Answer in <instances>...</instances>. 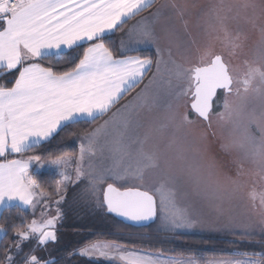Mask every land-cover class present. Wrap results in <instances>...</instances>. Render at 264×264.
<instances>
[{"label":"snow or ice","instance_id":"obj_1","mask_svg":"<svg viewBox=\"0 0 264 264\" xmlns=\"http://www.w3.org/2000/svg\"><path fill=\"white\" fill-rule=\"evenodd\" d=\"M117 31L119 48L107 42ZM142 45L155 48V62L129 54ZM97 120L77 154L48 162L61 179L45 190L33 169L45 167L41 157L24 154ZM69 185L133 222L159 215L175 231L211 212L236 243L256 229L264 236V0H0V207L19 202L33 214L12 226L0 264H49L39 252L58 240ZM72 254L166 264L107 242ZM231 255L239 258L209 264H264V250Z\"/></svg>","mask_w":264,"mask_h":264},{"label":"trees","instance_id":"obj_2","mask_svg":"<svg viewBox=\"0 0 264 264\" xmlns=\"http://www.w3.org/2000/svg\"><path fill=\"white\" fill-rule=\"evenodd\" d=\"M120 32L109 36L108 43L116 48L117 37ZM78 51V50H77ZM75 52H69L65 60L70 59ZM102 120H97L95 124L77 123L64 128L57 136L50 141L33 148L25 156L39 155L42 159H54L64 155H74L75 149L71 148V140L76 134H83L90 131ZM36 179L42 184L45 190L50 191L52 186L60 180V176L53 172H36ZM33 218L31 211H23L17 207L7 208L0 217V225L7 229V234L3 233L0 239V247L11 245L15 240V229L13 225H19L22 220L30 221ZM69 234L65 238L63 233L59 235L58 245L50 244L46 247L49 252L43 255L48 259L49 264H108L104 261H93L72 253L83 247L85 244L94 242H108L120 246L141 250L162 252L171 256H183L187 258H197L202 261H222L237 259L231 255L234 250L260 252L264 250V241L249 239L247 243H236L241 239L207 237L202 235L179 234L170 236L153 230V225L144 228H137L125 225L119 220L104 212L83 224L76 227L67 228ZM59 233V234H60ZM29 247L26 246V249ZM50 255L51 257H48Z\"/></svg>","mask_w":264,"mask_h":264},{"label":"rangeland","instance_id":"obj_3","mask_svg":"<svg viewBox=\"0 0 264 264\" xmlns=\"http://www.w3.org/2000/svg\"><path fill=\"white\" fill-rule=\"evenodd\" d=\"M188 2L205 4V3H208L209 0H188ZM148 46L150 50H154V51L148 52L146 55L151 57L153 61L155 62L157 59L155 48L151 45H148ZM155 72H156V69L155 67H153L152 71L149 72V75L146 76L145 83H147V81L152 78ZM157 86L161 88L160 89L161 91H163L167 87V84L165 82V74H164L163 67L161 68L160 79L158 80ZM83 134H76L75 136H73L71 140V148L75 149V152L77 153L79 149V139L78 138L82 136ZM50 160L52 159L45 160L41 158V161L45 162L43 163L45 165L44 167L45 170H36V169L34 170L36 172H52L50 171V169H53L56 171V173H58V171L54 167L48 166V162ZM65 195H66V200L64 204L62 205L64 217H63L61 224L58 226V230H57L58 240L55 243H50L51 245L56 244L55 246H57L58 242L60 241L59 235H61V233H63L62 237L64 238L68 236L69 232L65 231L67 228L76 227L78 226V224H83V222L87 221L88 219L97 217L104 212V209L100 208L98 205L93 204L91 200H84V199L78 198L77 192L73 191L72 185H69ZM236 212L239 213L240 209H237ZM36 215L39 216V206H37ZM235 219L241 220L243 219V217L239 215H235ZM203 221H204L203 223L197 224L195 227L190 228V229H179L175 231H170L165 227L163 220L158 215L157 222L153 224V230H156V232H160V233L167 234L170 236L186 234V235H202V236H207V237H220V238L224 237V238H231V239H242L240 236L236 234V230L232 226L227 224L226 221L224 220H218L217 217H215L211 212H207L205 214V216L203 217ZM248 238L264 241V236L260 234L259 229H256V234L254 236H251ZM34 243H35L34 241L27 242L24 245L25 251L27 252L28 250L26 249V246L30 248L34 245ZM50 244H48L47 247ZM37 251L39 252V250ZM47 252H49V250L45 248L42 252H39V254L43 255V253L47 254ZM144 252L153 254L159 257L160 259H164L166 262L178 261V260H188V259H196L200 262V264H209V262H213V261H202L197 258H187L183 256L176 257V256L163 254L162 252H153V251H150V252L144 251ZM48 257H51V256L48 255Z\"/></svg>","mask_w":264,"mask_h":264},{"label":"crops","instance_id":"obj_4","mask_svg":"<svg viewBox=\"0 0 264 264\" xmlns=\"http://www.w3.org/2000/svg\"><path fill=\"white\" fill-rule=\"evenodd\" d=\"M158 2H160V0H158ZM152 11H154L155 10V6L153 7V9H151ZM144 15H147V13H144ZM133 23H135V21H129V23H128V25H126V28L127 27H130L131 26V24H133ZM118 32V31H117ZM117 32H115V33H117ZM112 34H109V36H111ZM123 37V33L122 32H120L119 34H118V37H117V46H118V48H119V43H120V40H121V38ZM145 48V49H144ZM67 51V50H66ZM154 50H150L149 49V46L148 45H142V46H140L139 47V50L138 51H136V52H133V53H129V54H131V55H140V56H146V57H149L148 55H146L148 52H153ZM148 75H149V73H148ZM146 78V77H145ZM141 87H143L142 85H141ZM159 89H161V88H159ZM135 91H139V88H137V89H135L134 90V92L132 93V94H130V96L129 97H126V99H130L131 98V95H134L135 94ZM122 103H123V101H122ZM102 123V122H101ZM44 143H46V142H42L40 145H42V144H44ZM40 145H38V146H40ZM27 157H31V156H25L24 155V158H27ZM10 159H15V158H20L18 155H13V156H11V157H9ZM41 163L43 164V163H45V162H42L41 161ZM33 169H36L35 168V165L33 166ZM36 170H45V168L43 169V168H41V169H36ZM50 171H52L53 173H56V171L55 170H53V169H50ZM56 174H58V173H56ZM59 175V174H58ZM60 176V175H59ZM11 207H17V208H19V209H21V210H24V211H31L32 212V210L30 209V208H28V207H26V206H24V205H22V204H20L19 202H13L11 205H4L3 207H0V217H1V215H2V213H3V211L5 210V209H7V208H11ZM157 220H158V216H157V218H156V221L155 222H157ZM121 222V221H120ZM153 225V224H152ZM133 227V226H132ZM138 228V227H137ZM3 237V233H0V239ZM108 243V242H107ZM112 244H114V243H112ZM118 245V244H117ZM120 246V245H119ZM121 248H126V247H123V246H120ZM126 249H129V248H126ZM129 250H134V249H129ZM136 252H138V253H140V254H142V255H146V256H152V257H155V258H159V257H157V256H155V255H153V254H150V253H146V252H144V251H141V250H135ZM84 258H87V259H90V260H93V261H104V262H108V261H106L105 259H103V258H96V259H94V258H88V257H84ZM162 260H164V259H162ZM165 261V260H164ZM166 262V261H165ZM171 262V261H170ZM166 264H167V262H166Z\"/></svg>","mask_w":264,"mask_h":264},{"label":"water","instance_id":"obj_5","mask_svg":"<svg viewBox=\"0 0 264 264\" xmlns=\"http://www.w3.org/2000/svg\"><path fill=\"white\" fill-rule=\"evenodd\" d=\"M108 214V213H107ZM112 217H114L115 219L121 221L122 223H124L125 225H128V226H133V227H138V228H144V227H149L151 226L152 224L155 223L156 221V218H153L152 220L150 221H144V222H133V221H130V220H127L125 218H122V217H118L114 214H108Z\"/></svg>","mask_w":264,"mask_h":264}]
</instances>
